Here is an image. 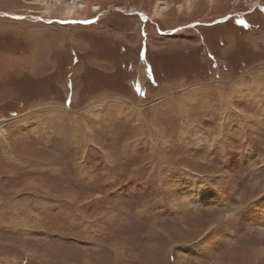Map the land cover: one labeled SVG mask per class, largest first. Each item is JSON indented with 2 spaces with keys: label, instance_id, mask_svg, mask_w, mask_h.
Returning <instances> with one entry per match:
<instances>
[{
  "label": "rangeland",
  "instance_id": "rangeland-1",
  "mask_svg": "<svg viewBox=\"0 0 264 264\" xmlns=\"http://www.w3.org/2000/svg\"><path fill=\"white\" fill-rule=\"evenodd\" d=\"M0 264H264V0H0Z\"/></svg>",
  "mask_w": 264,
  "mask_h": 264
},
{
  "label": "snow or ice",
  "instance_id": "snow-or-ice-1",
  "mask_svg": "<svg viewBox=\"0 0 264 264\" xmlns=\"http://www.w3.org/2000/svg\"><path fill=\"white\" fill-rule=\"evenodd\" d=\"M229 215H231V213H229ZM225 219H227V217H222L221 218L222 221L225 220Z\"/></svg>",
  "mask_w": 264,
  "mask_h": 264
},
{
  "label": "bare ground",
  "instance_id": "bare-ground-1",
  "mask_svg": "<svg viewBox=\"0 0 264 264\" xmlns=\"http://www.w3.org/2000/svg\"><path fill=\"white\" fill-rule=\"evenodd\" d=\"M39 190V189H38ZM257 222V221H256ZM255 258V257H254Z\"/></svg>",
  "mask_w": 264,
  "mask_h": 264
}]
</instances>
